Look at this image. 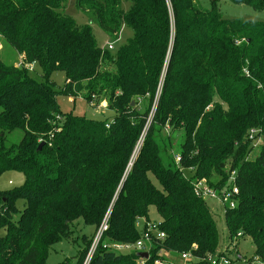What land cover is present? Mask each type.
Listing matches in <instances>:
<instances>
[{"label": "trees", "instance_id": "obj_1", "mask_svg": "<svg viewBox=\"0 0 264 264\" xmlns=\"http://www.w3.org/2000/svg\"><path fill=\"white\" fill-rule=\"evenodd\" d=\"M65 1L0 0V37L25 57L21 66L0 60V175L25 177L21 188L0 192L7 231L0 264H47L54 244L86 225L96 230L80 237L77 261L60 263L84 264L106 217L89 264H140L138 252L104 245L134 244L149 223L165 237L154 238L144 264H155L160 251L175 259L222 253L216 217L192 182L206 179L222 192L232 173L239 195L224 215L228 233L250 238L264 260V23L222 18L219 0H210L211 10L198 0H128L127 13L124 0H78L106 35L117 37L123 24L132 29L114 55L98 45L91 25L64 13ZM231 1L264 12V0ZM55 72L64 76L61 90L51 81ZM59 95L105 102L114 118L64 114ZM15 130L23 140L6 147ZM251 131L259 144L253 158ZM152 207L159 222L150 221Z\"/></svg>", "mask_w": 264, "mask_h": 264}, {"label": "rangeland", "instance_id": "obj_2", "mask_svg": "<svg viewBox=\"0 0 264 264\" xmlns=\"http://www.w3.org/2000/svg\"><path fill=\"white\" fill-rule=\"evenodd\" d=\"M78 0H66L64 3V13L72 18L75 22L80 24H89L92 27L93 36L97 41L98 45L103 49H106L108 45L113 46V50L110 52L111 54H116L118 51L128 44V42L133 38L132 29L128 26V24H123L121 30L117 37L106 35L99 27L97 21L91 22L90 17L83 10L79 9L77 6ZM204 8L208 10L212 9V4L210 0H198ZM219 5L217 6L219 14L222 18H226L229 20H245L249 22H259L264 23V12H259L253 10L244 4H236L231 0H219ZM122 9L127 13L131 4L130 1L124 0L122 2ZM3 60L5 63L10 65L18 66L20 62L24 63V55L15 54V52L7 45V43L2 40V36L0 37V60ZM28 63H25L27 65ZM35 73L36 78H40L41 71L36 70ZM51 81L54 82L55 86H57V90H61L64 88V76L61 72H55L51 76ZM57 102L59 103L61 111L66 114L71 112L74 115L84 116L88 119H92L95 121H106L113 120L114 114L107 110V103L100 102L97 104L94 102L92 105L88 104L86 101L80 98H74L68 95H59L57 97ZM23 132L21 130H15L7 134L6 139V147H10L12 145H18L23 140ZM183 140V137L179 136L178 145ZM177 141V140H176ZM176 153L178 150L176 149ZM258 150L254 151L252 158L258 154ZM153 180L154 184L157 188L160 187L158 181L150 176ZM25 177L22 173H17L14 171H7L4 174L0 175V192L5 193V191L13 190L16 188H21L25 184ZM206 204L211 212L216 217V224L218 225L219 236L221 240V244L219 247V251L223 254L225 253L229 258V254H231V258L238 259V255H240L243 260L237 262V264H264V261H261L259 257H255V245L253 241L247 236L243 237L240 234L232 238L230 237L227 226L225 224V208L215 199H207L205 200ZM26 207V203L24 200L17 202L16 208L19 213L23 211ZM20 218V214H17L13 217V222H17ZM150 221L151 222H159L160 217L158 215L157 210L152 207L150 209ZM145 225V220L141 219L138 222L139 229L143 230V226ZM77 231L69 241H61L50 249L46 263L47 264H60L65 260H69L72 262H76V257L80 251H82L85 247V244L82 243L80 237L90 238L94 235L96 228L91 226L77 225ZM82 229V230H81ZM7 231L4 230L2 224L0 223V238L5 237ZM112 243V242H108ZM231 247H233L231 249ZM230 250V251H229ZM130 254V253H128ZM175 262H180L179 258L172 259Z\"/></svg>", "mask_w": 264, "mask_h": 264}, {"label": "built area", "instance_id": "obj_3", "mask_svg": "<svg viewBox=\"0 0 264 264\" xmlns=\"http://www.w3.org/2000/svg\"><path fill=\"white\" fill-rule=\"evenodd\" d=\"M108 51L113 50V46L108 45L106 48ZM23 62H20L18 66H21ZM29 71L33 70V64L23 65ZM108 127V125L106 126ZM258 135V131H251L249 135V140L253 145L254 150H258L259 144L258 140L255 139V136ZM180 157H176V162L180 163ZM182 169V168H181ZM232 186L228 190H224L222 192L216 191L213 187L211 188L206 179H195L193 183L194 193H196L199 197L204 200L207 199H215L217 200L225 210L234 209L237 205V196L239 195L238 188L235 182L234 173L231 174ZM108 218L106 217L101 223L100 229L96 232L92 246L85 258L84 264H89L91 262V258L96 250V248L100 245V241L102 240L104 232L107 228ZM147 230L143 233L142 237L138 239L134 244H124V243H106L104 245L105 248L111 249L114 252L121 253H134V252H145L148 253L150 258V249L152 248L154 238L157 240L163 239L165 235L159 231L158 223H149L147 226ZM160 259L155 260V264H176L180 262H175L171 256L167 252L160 251L159 252ZM178 258L181 260L180 264H190L191 262L198 261H206L208 264H237L238 261L243 260V258L238 255V259H232L224 253H214V255H207L205 258H197L191 252H183L178 255ZM145 259H142L140 264H144ZM264 261V260H262Z\"/></svg>", "mask_w": 264, "mask_h": 264}, {"label": "water", "instance_id": "obj_4", "mask_svg": "<svg viewBox=\"0 0 264 264\" xmlns=\"http://www.w3.org/2000/svg\"><path fill=\"white\" fill-rule=\"evenodd\" d=\"M134 104H135V102H132V105H134ZM44 145H45L44 142L40 143V145L38 146L37 150H41V149L44 147ZM140 149H141V148H140ZM140 149H139V151H140ZM139 151H138V153H139ZM138 153H137V154H138ZM137 154L135 155L134 159H136ZM133 162H134V161H133ZM137 256L140 257L141 259H146V260L149 259V255H148V253H145V252H144V253H143V252H138V253H137Z\"/></svg>", "mask_w": 264, "mask_h": 264}, {"label": "crops", "instance_id": "obj_5", "mask_svg": "<svg viewBox=\"0 0 264 264\" xmlns=\"http://www.w3.org/2000/svg\"><path fill=\"white\" fill-rule=\"evenodd\" d=\"M233 247H231V249H232ZM229 256H231V254H229Z\"/></svg>", "mask_w": 264, "mask_h": 264}]
</instances>
